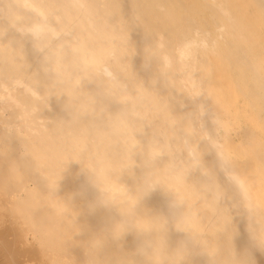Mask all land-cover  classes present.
<instances>
[{"label":"bare ground","instance_id":"obj_1","mask_svg":"<svg viewBox=\"0 0 264 264\" xmlns=\"http://www.w3.org/2000/svg\"><path fill=\"white\" fill-rule=\"evenodd\" d=\"M10 2L0 0V9L6 10ZM111 5L118 16L121 7L126 19L141 26H133L131 31L137 49L132 63L146 84L152 75L151 68L142 67L146 33L163 37L165 43L197 30L218 38L215 50L206 53L200 65L211 100L202 97L198 102L211 109L221 126L212 127L209 136L208 130L187 125L186 138L149 143L152 132L159 133L165 125L168 135H173L179 121L159 98L137 110L147 115L152 126L143 129L140 119L129 116L118 144L91 116L64 121L70 119L63 108L66 98L50 97L45 108L49 86L39 88L26 71L19 34L9 27L0 40V263L242 264L243 257L234 258V247L238 255L264 264V249L248 232L249 228L264 247V0H111ZM5 30L0 28V34ZM23 47L28 71H38L31 43L23 40ZM91 62L101 64V53L92 56ZM119 70L132 75L130 69ZM169 79L178 90L189 87L182 78ZM51 87L57 95L62 91L73 95L70 85ZM157 87L167 95V89ZM77 96L76 107L90 109L88 90ZM193 107L187 100L184 108L173 102L177 114ZM118 108L105 99L96 114L103 112L109 118V111ZM203 121L205 127L211 126L207 116ZM138 131L145 135H137ZM128 145H138L139 162L129 156ZM209 147L226 154L246 185L247 198L237 197L242 206L231 209L236 229L233 241V226L226 228L229 213L206 195L202 177L194 171ZM153 151H162L164 158L156 166L142 169L144 154ZM69 159L96 173L101 202L112 206L88 208L97 190L87 185L76 162L69 163L55 192ZM203 159L215 168L214 152L205 151ZM133 164L137 167L132 168ZM206 171L201 167V172ZM217 176L223 183L218 170ZM155 185L163 190L157 188L140 201ZM82 186L87 187L86 197L77 195ZM166 192L184 205L181 216L173 223L169 220L168 249L164 220L159 216H169L170 195ZM148 227L155 230V243L143 257L137 252V232ZM103 241L98 252L96 246ZM181 242L188 245L189 255V249L179 246Z\"/></svg>","mask_w":264,"mask_h":264},{"label":"clouds","instance_id":"obj_2","mask_svg":"<svg viewBox=\"0 0 264 264\" xmlns=\"http://www.w3.org/2000/svg\"><path fill=\"white\" fill-rule=\"evenodd\" d=\"M133 26H140V24L134 22L131 18L126 19L121 13V7L118 16L112 8L111 0H11L6 10L0 9V28L6 29L0 34V40H2L9 27L19 34L20 52L26 65V71L33 77L39 88L44 90L43 86H49L45 108L49 107L50 97L59 99L63 96L66 98L63 102V108L68 112L70 119L64 121H73L91 116L92 119L98 122L99 127L108 130L107 135L114 138L118 144V138L123 134L129 116L140 119L143 122V129L152 126L153 122L148 119L147 115H141L137 110L153 98H159L161 102L165 103L167 111L179 116V121L173 129V135H168L167 125H165V128L161 129L159 133L152 132L149 143L162 142L165 138L169 142H175L176 136L186 138L184 126L187 125L201 131L208 130L209 136H211L212 127H220L221 125L211 109L198 102L202 97L211 100L205 90L200 65L203 56L215 50L218 38L210 32L197 30L181 36L175 42L165 43L163 37L145 32L148 40L142 49V67L145 69L151 68L152 70L150 80L146 84L144 79L138 75L132 63L133 57L137 55L136 46L131 39ZM23 40H28L34 53L37 54L38 71L35 69L32 72L28 71L30 65L25 57ZM98 52L101 53V64L99 65L91 62V57ZM112 66H115V69ZM119 69H130L131 77ZM170 76L182 78L189 87L178 90L169 79ZM105 81L109 83H105ZM158 84L167 89V95L160 93L157 87ZM62 85L71 86L73 90L71 97L63 91L57 95L54 88L51 87ZM87 85H93L94 87L89 89ZM85 89L92 97L91 107L90 109H78L75 104L78 99L77 93ZM117 95L118 99L116 98ZM105 99L119 105L116 111L108 110L112 113L109 118H105L103 112H100L99 116L96 114L100 102ZM186 100L192 102L194 107L184 113H175L173 102L184 108ZM205 116L210 122V127L204 125L203 117ZM138 134L145 135L143 131H138ZM201 142L206 143L203 140ZM137 147L138 145H128L127 151L133 160L139 162L141 153L136 150ZM205 151L215 153V168L206 165L203 159ZM205 151L202 152V163L198 164L194 171H199L202 177L200 182L206 186V195L214 199L217 207L224 208L229 213L230 221L226 223V228L229 225L233 226L231 236V241H233L236 229L233 225L231 209L242 206L237 197L241 200L247 198L246 185L242 178L234 172L230 160L222 150L218 153L216 148L209 147ZM137 157H139V160H137ZM163 158L164 153L162 151L146 153L144 154V164L141 167L142 169L154 167ZM70 162L78 163L71 159L68 160L61 173V178L57 181L55 192H57L59 181L63 178V173ZM78 164L80 165V163ZM134 167H137V165L133 164L132 168ZM201 167L207 169V171L201 172ZM217 170L223 174V183L218 179ZM80 171L85 175L87 185L97 190L96 199L94 202H88V208L91 210L97 205L112 206L101 202L100 192L95 182L96 173L87 168H82L81 165ZM191 173L192 171H189L188 175L190 176ZM157 188L162 189L159 185L148 188L140 201ZM166 193L170 195L168 203L169 216L162 214H159V216L164 220L163 227L166 229L164 232V245L168 249L166 233L169 220L173 223L177 217L181 216L184 205L182 202L177 201L171 193ZM77 195L86 197L87 187L82 186ZM177 230L181 231L180 229ZM125 232L115 239H119ZM248 232L256 244L264 249L257 243L256 237L249 228ZM137 234L140 237L137 252L144 257L153 248L155 230L152 227L143 228ZM189 241L191 242L190 238ZM104 244L105 241L96 246L98 252L104 247ZM181 245L189 249L185 242H181L179 246ZM233 253L234 258L243 257L242 264H254L248 256L238 255L234 247Z\"/></svg>","mask_w":264,"mask_h":264},{"label":"crops","instance_id":"obj_3","mask_svg":"<svg viewBox=\"0 0 264 264\" xmlns=\"http://www.w3.org/2000/svg\"><path fill=\"white\" fill-rule=\"evenodd\" d=\"M0 264H8V262H6V263L5 262H1Z\"/></svg>","mask_w":264,"mask_h":264},{"label":"rangeland","instance_id":"obj_4","mask_svg":"<svg viewBox=\"0 0 264 264\" xmlns=\"http://www.w3.org/2000/svg\"><path fill=\"white\" fill-rule=\"evenodd\" d=\"M18 264H24V262H19Z\"/></svg>","mask_w":264,"mask_h":264}]
</instances>
